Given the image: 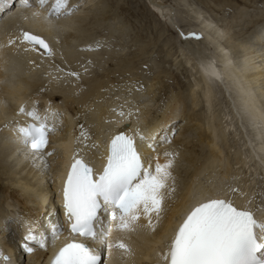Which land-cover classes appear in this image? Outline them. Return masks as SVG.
<instances>
[{
	"label": "snow or ice",
	"instance_id": "obj_1",
	"mask_svg": "<svg viewBox=\"0 0 264 264\" xmlns=\"http://www.w3.org/2000/svg\"><path fill=\"white\" fill-rule=\"evenodd\" d=\"M80 11L81 5L70 0H0V19L18 12L24 22L53 34L50 39L42 32L18 26L8 34L6 45L0 47L26 55L29 64L40 68L56 58L60 33L75 29L74 18ZM179 35L185 43L202 39L195 32L180 31ZM260 39L264 41V32ZM190 51L202 58L200 71L207 83H224L225 73L215 66V61L199 49ZM46 75L50 82L81 79L79 72L65 73L55 64ZM142 87L130 85L128 96ZM244 111L257 132L259 154L251 140L248 147L264 168V107L257 108L252 103ZM108 112L111 115L102 117V123L109 127L95 132V125L86 126L79 122V116L70 117L73 130L61 145L62 154L52 145V137L64 125L65 113L54 108L51 101L43 111L36 100L21 101L6 120L3 127L11 136L5 138V143L13 144L15 151L41 175L47 177L51 172L50 158L60 156L66 160L52 177L63 223H49L44 228L40 215L19 213L8 216L3 223L5 233L10 231V223L17 226L21 232L17 243L25 254L51 248L48 264H113L115 255L122 259L134 255L125 242L127 237L141 231L155 235L163 226L171 211L170 201L177 199L178 192L174 172L179 152L170 147L175 133L169 135L171 129L167 126H142L140 107L127 98ZM84 115L86 118L87 113ZM133 123L134 128L116 127ZM95 153L102 161L99 168L89 158ZM243 179H222L213 173L194 187L186 210L171 227L170 235L165 230L162 247L154 250L156 264H264V174L259 175V183L249 176L247 185L242 186ZM55 213L53 205L48 216ZM0 264H13L3 251Z\"/></svg>",
	"mask_w": 264,
	"mask_h": 264
},
{
	"label": "bare ground",
	"instance_id": "obj_2",
	"mask_svg": "<svg viewBox=\"0 0 264 264\" xmlns=\"http://www.w3.org/2000/svg\"><path fill=\"white\" fill-rule=\"evenodd\" d=\"M148 1L173 26H177L176 22L184 21L183 17L190 18L196 26L187 25V27L194 28L195 31L187 29L185 34L195 32L202 35L199 42L185 43L182 41L185 50L189 51L192 57V59H186L191 64V60L193 61V69L197 71L199 77L195 79L194 84L181 89L178 93L170 94L168 100L158 107L156 114H152L148 101L157 94L155 85L164 75L158 74L154 77L155 81L152 80L147 84V88L133 91L131 96L134 98L130 99L131 96H128V87L124 89L126 94L116 93L117 97H120L119 100L116 99L115 94L109 92L111 88L113 91L114 86L110 74L88 78V74L95 73L94 71H97L96 69L102 66L103 61L110 58V55H113V59L118 61L124 54L125 48L128 47V45L124 46L126 38L123 39V37L131 32V27L126 25L116 13L105 17L108 9L105 2H101L96 5L95 9H91L88 6L91 0H70L72 4L81 5L80 13L74 18L76 27L72 31L60 33L61 44L57 45L56 58L46 62L40 68H34L29 64V57L26 55H17L11 48L0 47V251L9 256L13 264H20V261L23 263L27 261V264H48L53 250L50 248L45 252L37 248L32 255L25 254L17 243L21 237L17 226L10 223V231L8 233L3 231V223L8 216H15L17 213L32 217L40 215V223L44 228H47L49 223L62 224L64 220L60 205L51 204L50 200H52L51 195L55 191L52 177L63 168L66 160L60 156L50 158L51 177H49L50 173L46 177L39 174V169L34 168L29 161L24 160L23 156L15 151L13 144L5 143V138L10 137L11 133L3 126L6 120L12 117L14 109L21 101L36 100L40 103L41 111L46 107L47 102L51 101L54 108L65 113L64 125L57 131V135L52 137V145L61 154V145L69 138V134L73 130L74 121L70 117L79 116V122L85 123L86 126L95 125L93 132L97 128H108L109 125L102 123V117L111 115L108 109L117 104H123L125 98L140 107L142 126H146L147 129L167 126L171 129L169 135L172 132H179L170 145L172 149L179 152L174 172L177 178V199L170 201L171 211L168 212L161 229L155 235L143 231L131 234L125 239V242L130 244L134 255L123 259L119 255H115L113 264H156L157 257L154 250L162 247L160 241L165 230L170 235L171 227H174L175 221L191 202L190 193L194 187H198L200 182L207 181L213 173L222 179L233 176L244 178V173L241 171L246 164L252 163L255 173H252V170L250 175H254L256 183H259V175L264 174V168L261 167L260 161L256 159L252 148L248 147V142L251 140L259 154L260 141L257 138V132L249 123L244 111L245 106L252 103L257 108L264 107V67L259 65L261 67L259 68L254 65L255 60H257L256 64L259 61H264V41L260 39L261 33L264 32V0H244L246 4L249 1L254 6L256 3L260 6V8L256 6L258 11L256 10L255 13H251L252 11L250 12L247 8L240 7L229 0H200L207 4V10L212 9V5H214L220 11L231 14L230 19L227 20L229 23L225 24L223 28L219 27L220 25L218 26L212 18L205 16L206 8L203 7L204 4L203 6L199 3V5L196 4L198 1L194 4L189 0H171L170 4H165L161 0ZM159 6H164V8ZM214 10L212 11L214 12ZM186 22L188 21L186 20ZM191 22L190 24H192ZM234 22L241 25L243 23L244 29L246 23L248 25L249 23L257 24L242 35L243 31L241 34L234 30ZM61 23L68 22L62 21ZM184 24L186 23L184 22ZM18 26L42 32L50 39L53 35L44 31L40 26L24 22L20 19V13L14 12L0 19V45H6L8 34L15 32ZM97 28H100V32L103 31L101 35L96 33ZM146 40L140 36L136 38V42L129 45L133 46L134 53L140 54V56L145 55L146 47H148ZM190 49H199L212 61H215V66L225 73L224 83L218 81L207 83L200 71L202 58L193 55ZM229 49H233L235 54ZM181 52L185 53L183 50ZM231 53L234 54L233 57ZM52 64L63 68L65 73L69 70L79 72L84 83L71 77L67 80L50 82L46 73L51 70ZM94 64L95 66H93ZM91 65L93 69L90 68ZM116 66L115 73H121L123 76L127 74V77L129 74L131 75L129 77L134 76L133 71L136 66H132V63L118 62ZM85 68H87V72L84 71ZM41 87L46 88L48 92L39 98L35 91ZM219 93H222L224 101L227 100V108L233 116L234 126L236 125L240 135V144L235 143L234 145H242L239 150L246 151V156L241 152L231 153L232 151H229L231 148L228 138L230 132H233L235 128L224 122L227 119L221 114V110H219L221 112L215 110L221 101ZM200 106H202V111H200ZM68 111L73 112V116H70ZM85 113H87L86 118ZM116 127L134 128L135 124H120ZM192 132L196 134V136L194 135L195 139H191L189 136ZM101 139H106V136ZM183 145L188 148L180 150L179 147ZM194 145L200 146L198 148L201 149H195ZM237 146L236 149H238ZM163 150L164 147H161L160 151L163 152ZM89 158L96 168L101 166L102 161L99 158V153L92 154ZM181 161L187 162L188 165L183 168V165H180ZM182 177V185H179L180 181L178 180ZM48 178L52 184H49ZM243 181H241L242 186L247 185V179L244 178ZM47 204H49V210L53 205L55 206V215L48 216ZM62 240L63 237L61 242Z\"/></svg>",
	"mask_w": 264,
	"mask_h": 264
},
{
	"label": "rangeland",
	"instance_id": "obj_3",
	"mask_svg": "<svg viewBox=\"0 0 264 264\" xmlns=\"http://www.w3.org/2000/svg\"><path fill=\"white\" fill-rule=\"evenodd\" d=\"M93 1H94V3L91 4V2H93ZM161 1L165 4L171 3L170 2L171 0H161ZM199 1L200 0H189V2L192 4L197 2L196 4L199 3L203 6L204 3L202 1H200V2ZM229 1L237 4L240 7L247 8L250 12L252 11L251 13L257 12L258 8H260V6L257 3L254 6L249 1H247L248 5L246 4V1H244V0H229ZM91 2L88 5L91 9H95L97 7L96 5H99L101 2H105L108 5V9H109V10L108 9L106 10L105 17L108 15L111 16L112 14L116 13L119 17H121L122 21L126 25H129L131 27L132 30L130 29L131 32L123 37V39L126 38L124 40L125 41L124 46L128 45V47L125 48V52L123 55H121V58L117 61V60L113 59V55H110V58H106L102 63L103 65L100 66L98 69H96L97 71H94L95 73H92V75L88 74L89 76L86 73V75H85L86 78H87V76H88V78L89 77L93 78V77L98 76V75H109L110 74L113 81H114V82H112V85H114V86H113V91L111 88L109 90V92H110V94H115V97L117 98L116 93L119 92L121 94L122 93L126 94L125 93L126 90H124V89L129 87L131 84L134 85L135 87L136 86L139 87L140 85H142L143 86L142 88L145 89V88H147V84L151 83L152 80L155 79L154 77L158 76V74H160V76L164 75L161 77L160 82L157 83V85H155V89L157 90V94L154 97H151V99H149V101H148V104L150 103L149 109L153 112L152 114H154V113L156 114V111H158V107H160L161 104H163L165 101L168 100L170 94L178 93L181 89L183 90L185 87H187L191 84H194L195 79H197L199 77V75H197V71H195V69H193V66H192L193 61L191 60L192 64L188 63V59H190V58L192 59V57H191L190 52L185 50V48L182 44L183 39L179 35L180 30H182V31L184 30L183 32H185V30H187V29L191 30V31H193V30L195 31L194 28L189 29V27H187V25L188 26L195 25L190 18L185 19L183 17L184 21H181V22L183 24L185 22L186 24L183 25L179 21V23L176 22L177 26H173L168 21L167 18L165 19L164 17H162L153 8V6H151V4L149 3L148 0H91ZM256 6H258V8H256ZM203 7L206 8L207 4L205 3ZM213 7H214V5H212V9H210L211 11L207 10V8H206L205 9L206 11H204V14L206 12L205 16L212 18L213 21H215L218 26L220 25L219 27L223 28L225 26V24L229 23V21H227V20H228V18L230 19L231 14L229 12L224 13L223 11H220L219 8H216V7H214V9H215L214 10ZM212 10H214V12ZM186 20L189 23L186 22ZM190 22L192 24H190ZM242 22H244V21H242ZM258 22H259V20H258ZM261 23H263V22H261ZM178 24H180L179 27H178ZM256 24L257 23H253V24L249 23V25H248L246 23L245 24L246 28L244 29L243 23L241 25V24H236V22H234L233 28L236 32L237 31L241 32V34L243 31L242 35H244V34H246V32H248V29L251 30L253 27L256 26ZM185 26H186V28H185ZM171 27L174 29H172ZM102 32L103 31L100 32V28L98 30H96V33H98L99 35H101ZM140 36L141 37L143 36L144 39H147L146 44L148 43L147 44L148 47H146V50H145L146 51L145 55L142 54L141 56H140V54L134 53L135 51H134L133 46L129 45L130 43H134L136 38L137 37L139 38ZM149 37H150V39H149ZM181 49L185 53H182ZM229 51L234 53L233 49H229ZM233 53H231L232 57L235 54V53L234 54ZM186 58H188V59H186ZM125 61L132 63V66H136V69L133 71V73H134L133 77H129L130 74L127 77V74L123 76V75H121V73H119V74H118V72L115 73L114 69L117 68L116 65H118V62L124 63ZM256 62H257V60H255V62H254L255 66L257 65L259 68L264 67V61H259L257 64H256ZM189 64H191V65H189ZM145 65H147V67H145ZM93 66H95V64ZM93 66L90 68L93 69ZM191 67H192V69H191ZM136 70H138L137 73H136ZM91 78H89V79H91ZM79 82L84 83V80H82V76H81V80H79ZM42 88L43 87H41L37 91H35L36 96L39 98H42V96L48 92V91L42 92L41 91ZM120 89H121V91H120ZM78 92H79V90H78ZM131 98H134V97L131 96L130 99ZM219 98L221 101L219 102L220 104L217 105L215 110H217V111L221 110L222 112L221 111H219V112H221V114H223V116H226L224 118L227 119V120L225 119L226 121H224V122H226L227 125L233 126V128H235V130H236L235 131L232 128L234 131L230 132L231 134L229 135V138H228V140H229L228 144L230 143L229 147L231 149H229V151H232L231 153L241 152V153L245 154L246 151H244L242 149L239 150V147L241 148L242 145H239V146L234 145L235 143L240 144L239 143L240 142V135L238 134V130L236 129V125L234 126L235 122H234V120H232L233 116L230 114L231 112H230L229 108H227L228 107L227 100L224 101V99L222 98V93L221 94L219 93ZM38 107H40L39 102H38ZM222 107H223V109H222ZM199 108H200V111H202V106H200ZM68 112L70 113V116H73V112H70V111H68ZM74 117H75V115H74ZM93 131H94V128H93ZM177 133H179V132H177ZM177 133H175V136H177L176 135ZM192 133H191V135H193V136L189 135L191 137V139L196 136V134L194 132H192ZM56 135H57V133H56ZM235 135H237V136H235ZM175 136H174V139H175ZM174 139H173V141H174ZM188 140H190L189 137H188ZM231 145H232V147H231ZM236 146L238 149H236ZM194 147L197 150L201 149V148H198L200 146L197 147L194 145ZM187 148L188 147H185L184 145L179 147L180 150H186ZM234 149H236V150H234ZM245 156H246V154H245ZM182 162H184V161H181L180 165L181 166L183 165L182 167L185 168L186 165H188V163L184 162L185 163L184 164ZM254 169L255 168L252 166V163L246 164L243 171H241L242 173H244L243 174L244 178L247 179L249 176L254 177V175H250V172H252V170H253L252 173H255ZM25 172H27V171H25ZM51 172L49 174V177H51ZM39 174H41V173H39ZM182 179H183V177L180 180H178V181H180L179 185H182L181 184L183 182ZM49 180H50V178H48V181ZM49 184H52L51 180L49 181ZM22 261H23V259H22ZM19 263L20 264H27V261L26 262L24 261V263L20 261Z\"/></svg>",
	"mask_w": 264,
	"mask_h": 264
}]
</instances>
